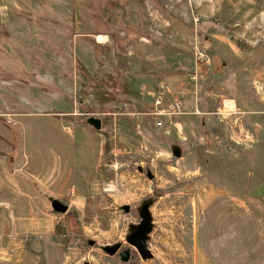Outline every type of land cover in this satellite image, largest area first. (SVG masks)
<instances>
[{
  "label": "rangeland",
  "instance_id": "374dc122",
  "mask_svg": "<svg viewBox=\"0 0 264 264\" xmlns=\"http://www.w3.org/2000/svg\"><path fill=\"white\" fill-rule=\"evenodd\" d=\"M12 1L9 9L13 15L50 17L68 15L70 10L71 15L82 21L78 24V33L97 30L99 34L107 33L109 22L115 19L111 24L114 40L120 39L118 34L122 35L121 41L127 46L131 43L124 38L125 34H131L132 43H136L137 37L134 29H125L126 23L121 19L137 17L142 9L143 17L149 14L151 18V33L158 37L166 33L159 38L161 46L157 49L164 60L167 55V61L181 59V54L173 50L175 39L193 50L192 32L196 30L200 49L207 50L211 56L222 48L230 55L219 37L248 47L264 41V0H77V5L73 0L70 9L63 0ZM43 1L45 4L41 5ZM138 2L143 3L141 9H133L132 3ZM193 16L200 19L197 26ZM166 17H170L169 21ZM143 26L148 29V24ZM202 33L217 37L211 45L204 46L200 43ZM111 42L109 39L108 46L93 48L88 39L78 37L74 51L90 68L92 57L100 64L111 57ZM158 57L157 63L162 59ZM92 84L90 89L91 83L84 86L82 82L78 86L74 98L75 120L39 114L37 108H31L34 113L15 116L0 110V264H115L98 245L124 241L128 226L139 220L137 208L141 201L150 197L154 200L149 209L153 229L147 247L153 257L135 260L132 264H235V249L231 247L234 240L229 237V225L234 222L230 221L229 213L244 204L228 195L212 204L209 199H198V195L208 191L207 181L230 191L234 186L228 184L230 176L235 180L243 172L245 177L248 169L240 168L241 173L233 169L217 173L219 164L224 163L220 153L209 165L214 172L205 178L196 172L195 155L187 156L186 149L182 148L180 157L175 158L168 145L159 151L150 146L147 150L121 154L114 156V160L113 156L109 157L113 148L110 146L103 157L105 145L113 141L103 133L105 143L102 132L99 134L90 127L87 119H100L102 129L108 130L112 117L106 113L111 111L114 99L127 94H118L111 80L103 82L94 76ZM228 103L224 102V108H233ZM112 152L117 155L115 148ZM11 158L21 166L13 169L14 174L9 168ZM106 164L111 165L108 169L114 173V185L108 183L106 188L115 192L94 200L86 195L85 189L92 194L98 192ZM138 167L149 170L153 179L140 173ZM249 174L250 171L247 177ZM78 196L82 199L75 198ZM51 199L66 205L67 212L54 213ZM124 205H129L133 212L120 213L118 209ZM88 240L97 245L90 247Z\"/></svg>",
  "mask_w": 264,
  "mask_h": 264
},
{
  "label": "crops",
  "instance_id": "0c3cea01",
  "mask_svg": "<svg viewBox=\"0 0 264 264\" xmlns=\"http://www.w3.org/2000/svg\"><path fill=\"white\" fill-rule=\"evenodd\" d=\"M63 1L70 9L73 0ZM12 3V0H0L1 112L15 116L34 113L31 108H37L39 114L50 113L75 120L74 98L77 89L82 82L84 86L91 83L90 89L95 76L99 81H114L118 94H127L114 99L109 109L112 112L108 110L106 113L112 117L109 131L101 128L102 131L98 132H102L100 135L105 143L107 140L103 133L113 141V145H105L103 157L110 146L113 147L112 151L116 149L117 155L109 152L113 160L114 156L121 154L147 150L150 146L159 151L167 145L186 149V155H195L196 161L198 151L215 159L221 156L220 153L223 156L230 154L232 149L241 153L242 156H236L232 163V169L237 171L247 168L246 176H237L235 180L230 176L228 184L234 185L230 191L216 187L214 181H207L208 191L198 195V199H209L212 204L224 195L234 201L245 197L251 200L252 206L235 207L229 213L230 221L234 222L229 225V237L234 240L231 247L235 249V264H264V103L257 98L252 88L254 73L264 68V41L248 47L219 37L222 45L226 44L229 48L230 55L225 54L226 48L214 53V56L203 50L207 63L196 64L194 61L193 65L190 63L193 67L190 73L178 72L166 66L167 55L164 60L157 49L159 38L166 33L159 37L151 33L149 14L140 18L138 11L136 18L133 15L121 19L123 24L126 23L125 29L148 24L144 36L135 34L137 39L134 44L129 37L131 34H125L124 38L131 43L125 47L126 44L121 41L122 35L118 34L120 39L114 40L112 21L109 22L107 33H97L100 30L78 33V24L82 21L71 15L70 10L68 15L50 17L13 15L9 9ZM40 4L44 5L45 1ZM140 7L141 4L132 3L133 9L140 10ZM78 37L88 39L93 48L108 46L110 39L111 57L107 56L102 64L92 57L91 67H87L74 51ZM215 37L213 34H203L200 43L209 46ZM158 55L162 58L159 63L156 62ZM128 58L133 60L129 61ZM193 75L195 80L192 79ZM161 84L168 87L170 98L180 99L181 110L172 116L161 115L159 119L163 125L156 128L149 115L154 110L153 98L149 93ZM225 101L233 105L230 108L233 110L232 116L225 113ZM127 112H133L135 116L124 115ZM118 119H121V128L116 125ZM125 125L132 131L130 139L127 138ZM174 126L181 128L184 140L177 138ZM205 146L210 147L206 149ZM110 167V164H106L103 169L104 177L98 192L92 194L89 189H85L86 195L94 200L113 195L115 189L108 192L106 188L108 183L114 185V173L109 171ZM9 168L14 174L13 169L21 166L18 167L11 158ZM196 172L201 174L200 166ZM243 183L250 187L242 190L240 185ZM75 198L82 199L80 196ZM216 222L219 223L220 219Z\"/></svg>",
  "mask_w": 264,
  "mask_h": 264
},
{
  "label": "water",
  "instance_id": "95a60500",
  "mask_svg": "<svg viewBox=\"0 0 264 264\" xmlns=\"http://www.w3.org/2000/svg\"><path fill=\"white\" fill-rule=\"evenodd\" d=\"M87 123L90 127H92L95 131L100 132L101 130V120L97 118H88ZM171 153L175 158H179L181 155V150L178 146L174 145L171 148ZM137 170L142 173V169L140 167ZM147 178L149 180L153 179V175L150 172H147ZM152 205L151 199L144 200L140 206L137 208V213L139 217V223L136 225H129L128 231L125 236V242L130 246H133L138 254L140 255L142 260H149L152 258V254L147 249V241L149 239V235L152 232L153 224H152V216L150 214L149 208ZM68 207L62 204L58 200H51V210L54 213L65 214L67 212ZM130 209V206L124 205L120 206L119 210L122 211V214H127ZM118 246L111 247H102L101 250L108 254H115ZM87 264V263H85Z\"/></svg>",
  "mask_w": 264,
  "mask_h": 264
},
{
  "label": "built area",
  "instance_id": "2783aa9c",
  "mask_svg": "<svg viewBox=\"0 0 264 264\" xmlns=\"http://www.w3.org/2000/svg\"><path fill=\"white\" fill-rule=\"evenodd\" d=\"M193 22L194 24L197 26L198 23L200 22V19L198 16H193ZM192 34H194V43H193V50L192 54L194 57V61L196 64H201V63H207V57L206 54L203 52V50L200 49V45L197 43L196 40V34H197V30L192 32ZM192 79L195 80V76H192ZM252 88L253 91L255 92L257 98L264 103V68L256 71V73H254V78L252 81ZM152 98H153V106H154V110L153 112H151L149 115L152 117L153 119V124L154 127L156 128H160L162 127L163 123L162 121L159 119V117L161 115L164 116H172L174 114H178L179 111L181 110V102L180 99H176V98H170V91L168 89V87L164 84L159 85L154 91L149 93ZM163 105H166L163 107ZM225 113L228 116H232L233 115V110L230 108H227ZM127 116H135V113L133 112H127L126 114ZM177 138L179 140H184V136L183 133L181 131V128H177L174 126ZM108 191V189H107ZM109 192V191H108Z\"/></svg>",
  "mask_w": 264,
  "mask_h": 264
},
{
  "label": "trees",
  "instance_id": "16d2710c",
  "mask_svg": "<svg viewBox=\"0 0 264 264\" xmlns=\"http://www.w3.org/2000/svg\"><path fill=\"white\" fill-rule=\"evenodd\" d=\"M152 2H154L153 4H156L155 1H152ZM138 3L141 4V5L143 4L142 2H138ZM141 11H142V9L140 10V16H142V18H143V15H142ZM134 17L136 18V15H134ZM169 18L170 17L167 18L168 21H169ZM114 20L112 21V23L115 22ZM176 23H179V22H176ZM143 25H140L139 27L133 28L135 30V33H136L137 36H139V35L144 36V34H145L144 33L145 26H143ZM171 28H170V32H172ZM145 30L147 31L148 29H145ZM171 37L173 38V36H171ZM158 42H160V40ZM173 43H175L176 45H175L174 48L171 46V50L173 48L175 53L181 54L180 55L181 59L174 58V59H172L171 62L168 60L166 62V66L169 67V68L171 67L172 71H178V72L179 71H184V72L190 73L192 71L191 64H190L191 63V60H190L191 51H190V49L185 44L180 42V40L175 39L173 41ZM171 45H172V43H171ZM160 46L161 45H158V47H160ZM125 47H127V45H125ZM158 58H160V57H158ZM120 121H121V119H118L116 121V125H117L118 128L119 127L121 128V125H122V123H119ZM111 124H112V122L110 121L107 125L110 126ZM124 127H125V130H126L127 135H128L127 138H129V139L132 138L131 137V135H132L131 129L128 126H126V125ZM101 128H102V123H101ZM209 147L210 146H205L206 149L209 148ZM239 155H241V153L236 152L234 149H232L230 154L223 156L222 158L224 159V163L219 164L220 171L219 172L217 171V173L220 174L221 172H230V170L232 169V165H233L232 163L235 162L236 158ZM212 160H213L212 156L205 155V154L202 155V151H198L197 152V163H198V166H200L201 173L204 175L205 178L210 177L212 172H214V171H211V168L209 167V165H210ZM205 167H207L209 170L205 169ZM237 171L239 173H241V169L240 170L237 169ZM243 174L244 173L242 172L241 176H243ZM240 187L242 188V190H244V189L247 190L250 187V185L246 184V183H243V184L240 185ZM236 202L237 203H243L244 206H246V205L252 206V201L248 200L246 197L244 199H241L240 201L238 200ZM253 206H255V205H253ZM237 207H240V206L237 205Z\"/></svg>",
  "mask_w": 264,
  "mask_h": 264
},
{
  "label": "flooded vegetation",
  "instance_id": "af4514ba",
  "mask_svg": "<svg viewBox=\"0 0 264 264\" xmlns=\"http://www.w3.org/2000/svg\"><path fill=\"white\" fill-rule=\"evenodd\" d=\"M147 172H150L149 170H142V173H145V175L147 176ZM151 174V173H150ZM149 199H151L152 200V205H153V203H154V200H153V198H149ZM51 200H53V199H51ZM51 200H50V204H51ZM146 200V199H145ZM144 201V200H143ZM143 201H141V203L143 202ZM140 203V204H141ZM151 205V206H152ZM129 206V205H128ZM150 206V207H151ZM150 209V208H149ZM68 210V209H67ZM118 211L120 212V213H122V211L121 210H119L118 209ZM131 212H133L132 211V209H131V207H130V209H129V211H128V213L127 214H125V215H129ZM139 223V220L137 221V222H135V223H133V225H136V224H138ZM131 225V224H130ZM127 234V233H126ZM126 234H125V236H126ZM88 242V245L90 246V247H94V246H96L97 244H96V242L95 241H93V240H88L87 241ZM147 243H148V241H147ZM146 243V244H147ZM99 246V248L101 249L102 247H111V248H113L114 246H118V249L116 250V252H115V254H113V255H108V254H106V253H104L103 251V253L105 254V256H107L108 258H110V259H113L114 260V262H115V264H132L135 260H142L141 259V257H140V255L138 254V252L136 251V249L133 247V246H130L129 244H127L126 242H125V237H124V241L123 240H116V241H114V242H112V243H106V244H104V245H98ZM147 246V245H146ZM147 249H148V247H147ZM149 250V249H148ZM153 257V256H152ZM152 258H150L149 260H151ZM85 263H87V262H83L82 264H85ZM87 264H89V263H87Z\"/></svg>",
  "mask_w": 264,
  "mask_h": 264
},
{
  "label": "bare ground",
  "instance_id": "6f19581e",
  "mask_svg": "<svg viewBox=\"0 0 264 264\" xmlns=\"http://www.w3.org/2000/svg\"><path fill=\"white\" fill-rule=\"evenodd\" d=\"M104 38V37H103ZM101 40V39H100ZM102 41V40H101ZM230 102V101H229ZM233 103V102H232ZM230 107H232L233 105L232 104H228Z\"/></svg>",
  "mask_w": 264,
  "mask_h": 264
}]
</instances>
